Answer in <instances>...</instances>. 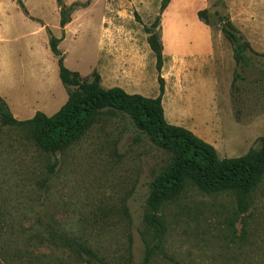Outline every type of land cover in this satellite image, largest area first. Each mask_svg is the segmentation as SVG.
I'll return each instance as SVG.
<instances>
[{
	"label": "rangeland",
	"instance_id": "rangeland-1",
	"mask_svg": "<svg viewBox=\"0 0 264 264\" xmlns=\"http://www.w3.org/2000/svg\"><path fill=\"white\" fill-rule=\"evenodd\" d=\"M3 1V9L15 5L23 15L18 22L22 30L0 37V56L4 46L19 62L12 97L51 115L66 101L68 88L58 75L54 79L49 66L38 70L30 65V37L22 32L38 23L37 0ZM135 1L99 0L94 9L115 14L126 25L130 21L138 31L159 34L161 6L155 10L153 0L144 6ZM220 2L206 14L226 60L216 64L217 97L207 113H196L204 104L193 99L184 123L194 126L195 135L223 158L257 149L264 136V5L263 0H249L246 8H231ZM78 6L64 5L61 12L68 17ZM5 15L1 13L0 20ZM229 17L241 35L235 43L241 53L237 63L232 56L235 44L221 32L222 21ZM96 37L90 30L75 39L86 43L83 57L92 62ZM67 44L68 59L77 60L79 48L74 51ZM165 64L167 79L161 77L170 99L183 71L169 56ZM87 71L80 70V77L90 81L95 69ZM155 73L153 66V80ZM34 113L29 108V117L17 118L1 97L0 264H264V178L242 211L230 192L185 190L159 209L164 225L160 232L145 223L144 214L151 182L169 161L167 151L155 146L127 114L103 109L80 139L51 154L35 144L31 126L6 120H26Z\"/></svg>",
	"mask_w": 264,
	"mask_h": 264
},
{
	"label": "crops",
	"instance_id": "crops-1",
	"mask_svg": "<svg viewBox=\"0 0 264 264\" xmlns=\"http://www.w3.org/2000/svg\"><path fill=\"white\" fill-rule=\"evenodd\" d=\"M149 1L141 0L143 6ZM157 1L153 0L155 10L161 6L160 2L155 4ZM218 1L220 0H166L164 8L160 9L158 35L163 57L161 76L167 79L166 73H163V71L166 72L167 56L176 60L178 69L183 71L181 85L174 89L170 99H167L169 87L164 85L161 103L164 118L170 124L187 128L184 120L188 119L193 99L196 98V102L201 101V104H204V108L197 109L196 113H207L217 97L216 64L217 61L226 64L220 49L222 43L213 37L211 27L201 20L197 13L199 10H208L221 4ZM221 1L231 8H246L249 5V0ZM62 2L64 5H70L73 2H82V0H62ZM4 3L6 1L0 0V14H6L5 18L0 20L2 24L0 25V37L8 38L14 32L22 30L23 27L18 25V22L23 15L17 14L15 5L11 10L3 9ZM36 3L34 13L38 17V23L28 26L22 32L30 37L26 42V46L32 50L30 65H35L38 70L49 66L54 79L58 75L57 57L49 48L47 31L49 29L53 36L61 38L57 48L64 66L69 70L80 74V70H85L87 67L88 71L85 74H88L95 69L100 79L99 83L105 89L119 87L128 94H140L145 97H156L159 94L157 73L153 80V66L155 67L156 59L148 44L146 31H138L130 21L126 25V22L115 14L103 15L99 9L95 10L99 0H92L86 6H78L72 10L63 28L59 24L60 6L57 0H37ZM260 4L264 5V0ZM10 11L15 15H7ZM245 15L248 17L247 9ZM229 20L232 22V17H229ZM90 30L95 31L97 35L96 48L93 52L94 62L83 57L86 43L83 40L75 41L80 33ZM68 42L74 51L76 48L84 49L83 52L77 50L79 51L77 60L68 59L71 50L67 47ZM18 63L15 53L3 46L0 56V97L6 101L15 117L25 118L30 116L26 114L29 108L34 112L42 110L33 109L32 104H24L22 100L12 97V92L18 87L13 74ZM180 77L179 73L178 80ZM8 89L11 92H8ZM44 94L48 95L47 84L44 86ZM53 106L54 104L50 109ZM196 107H198L197 104ZM187 129L196 133L194 126Z\"/></svg>",
	"mask_w": 264,
	"mask_h": 264
},
{
	"label": "trees",
	"instance_id": "trees-1",
	"mask_svg": "<svg viewBox=\"0 0 264 264\" xmlns=\"http://www.w3.org/2000/svg\"><path fill=\"white\" fill-rule=\"evenodd\" d=\"M88 1L85 5L75 2L70 5L86 6ZM61 2L62 0H57L60 6L59 24L63 28L69 16H63L61 7L64 4ZM165 4L166 0L161 2V10ZM207 12V9H202L197 14L208 24ZM222 22L223 36L235 44L238 35L241 36L238 29L229 18ZM145 31L156 59L155 69L159 85V94L156 97L128 94L119 87L105 89L100 85L96 71L92 72L90 81L81 78L77 71H71L64 66L57 48L61 38L50 34L49 48L57 57L58 77L62 85L68 88L66 101L51 115L36 111L26 120H16L11 116L6 120L8 123L31 126L35 144L42 151L55 154L80 139L103 109L127 114L155 146L170 154L168 163L151 182L147 198L148 210L144 214L145 223L160 232L164 230V225L158 215L159 209L189 188L205 193L230 192L236 198L238 210H244L250 193L264 178V136L260 137V146L257 149L251 148L240 156L219 158L213 145L187 128L168 123L161 103L164 92V81L160 75L163 65L161 43L158 34L149 29ZM243 45L250 48L247 41ZM232 56L236 63L241 58L236 44L232 47ZM70 86L73 89L70 90Z\"/></svg>",
	"mask_w": 264,
	"mask_h": 264
}]
</instances>
